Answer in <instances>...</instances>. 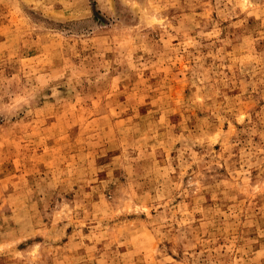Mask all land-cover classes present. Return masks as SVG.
I'll use <instances>...</instances> for the list:
<instances>
[{
    "label": "rangeland",
    "instance_id": "374dc122",
    "mask_svg": "<svg viewBox=\"0 0 264 264\" xmlns=\"http://www.w3.org/2000/svg\"><path fill=\"white\" fill-rule=\"evenodd\" d=\"M0 264H264V0H0Z\"/></svg>",
    "mask_w": 264,
    "mask_h": 264
}]
</instances>
